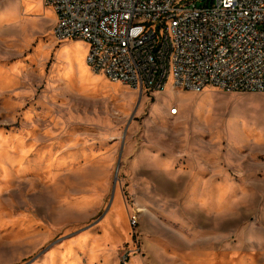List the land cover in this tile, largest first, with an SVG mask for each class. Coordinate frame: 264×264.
<instances>
[{
    "label": "rangeland",
    "instance_id": "1",
    "mask_svg": "<svg viewBox=\"0 0 264 264\" xmlns=\"http://www.w3.org/2000/svg\"><path fill=\"white\" fill-rule=\"evenodd\" d=\"M26 1L40 11L0 0V264L54 251L56 264H123L124 250L128 264H264V94L169 83L142 96L94 72L87 42L59 41L45 0ZM73 49L93 80L70 69ZM222 121L240 130H211ZM135 155L187 174L137 182Z\"/></svg>",
    "mask_w": 264,
    "mask_h": 264
},
{
    "label": "built area",
    "instance_id": "2",
    "mask_svg": "<svg viewBox=\"0 0 264 264\" xmlns=\"http://www.w3.org/2000/svg\"><path fill=\"white\" fill-rule=\"evenodd\" d=\"M59 41L88 43L87 63L140 92L207 88L264 94V0H45ZM179 111L172 110L173 115ZM139 217L130 219L136 230ZM131 251L121 262L128 264Z\"/></svg>",
    "mask_w": 264,
    "mask_h": 264
},
{
    "label": "bare ground",
    "instance_id": "3",
    "mask_svg": "<svg viewBox=\"0 0 264 264\" xmlns=\"http://www.w3.org/2000/svg\"><path fill=\"white\" fill-rule=\"evenodd\" d=\"M37 1V0H36ZM36 3V2H35ZM24 4H25V7H26V9L27 10H31V9H33V7H34V5H33V3H30V1H26V0H24ZM36 4H38V1H37V3ZM39 6H41V5H39ZM35 8V7H34ZM40 9L41 8H39V9H33V10H35L36 12H38V11H40ZM35 14V13H34ZM38 15V14H37ZM34 16V15H33ZM66 43V42H65ZM63 44V43H62ZM77 44V43H76ZM71 46V45H70ZM72 47V46H71ZM80 49V48H79ZM79 49H78V51H79ZM75 50H76V48H75ZM75 50L73 49V50H71L70 52H66L65 50H63V51H61V54L62 55H65L66 56V58H67V60H68V65H69V67H70V69H73L75 66L76 67H78V69H79V72H80V74H81V79L82 80H84V81H91V80H93L92 79V77H93V73L92 72H90V69L87 67V65H86V63H85V55L83 56V54H82V56L80 55H77V53L75 52ZM77 51V50H76ZM81 51V50H80ZM81 52H79V54H80ZM59 64V63H58ZM103 80V79H102ZM85 84H88V83H85ZM92 84V83H91ZM83 85V84H82ZM81 85V86H82ZM94 85H96V84H94ZM101 86H102V88L103 89H105V90H109L110 92H112L113 91V89L112 88H114V87H110L109 86V84H108V82L107 81H105V80H103L102 81V83L100 84ZM112 85V84H111ZM90 86V85H89ZM172 86V85H171ZM83 87V86H82ZM118 88H119V86H117ZM94 88V87H93ZM101 89V88H100ZM122 91V90H121ZM108 92V91H107ZM106 93V92H105ZM126 94V93H125ZM238 97V96H237ZM245 97V96H244ZM196 98V97H195ZM233 98H235L236 99V97L234 96ZM252 98H253V96H252ZM231 99V98H230ZM254 99V98H253ZM252 99V100H253ZM144 100V99H143ZM231 100H233V99H231ZM242 100V99H241ZM234 101V100H233ZM240 101V100H239ZM232 102V101H231ZM237 102V101H236ZM179 103H180V101H179ZM203 102L201 101V102H199V103H197V107H200L201 106V104H202ZM256 103V102H255ZM257 104V103H256ZM154 105V104H153ZM160 105V104H159ZM162 105V104H161ZM228 105V104H227ZM254 105V104H253ZM259 105V104H258ZM141 107V106H140ZM197 107H195L194 108V110H196V108ZM249 107H251V106H249ZM254 108H255V106H254ZM155 109H156V107H155ZM255 109H257V108H255ZM152 110V109H151ZM172 110L173 109H171L170 110V112H171V115L173 114L172 113ZM210 110V109H209ZM154 111V110H153ZM158 111V110H157ZM161 111V110H160ZM158 113H161V112H158ZM156 114V113H155ZM176 114H179V111L176 113ZM161 115H163V114H161ZM215 115V114H214ZM160 117V116H159ZM159 117H156V118H159ZM181 117V116H180ZM180 117H179V119H180ZM167 118V117H166ZM184 119V118H183ZM150 120H152V119H150ZM159 120V119H158ZM159 122V121H158ZM176 122V121H175ZM174 124V123H173ZM172 124V125H173ZM153 125V124H152ZM175 125V124H174ZM154 126V125H153ZM163 127V126H162ZM166 128V127H165ZM213 128L214 129H216V130H218V131H216V133H227V132H229V133H232V134H236L240 129L237 127V124L236 123H234V122H230V123H228V125H224L223 124V121L222 122H220V123H218V124H215V125H213V127H212V129L211 130H213ZM242 131V130H241ZM185 134V133H184ZM145 142V141H144ZM190 147V146H189ZM139 158V157H138ZM138 161V160H137ZM135 162V161H134ZM108 168H109V166H108ZM5 177V176H4ZM98 254H100V253H98ZM106 257V256H105ZM104 257V258H105ZM58 258H59V252H56V251H54L53 253H52V255H51V259H52V264H56V262H58ZM61 262H62V260H61Z\"/></svg>",
    "mask_w": 264,
    "mask_h": 264
},
{
    "label": "crops",
    "instance_id": "4",
    "mask_svg": "<svg viewBox=\"0 0 264 264\" xmlns=\"http://www.w3.org/2000/svg\"><path fill=\"white\" fill-rule=\"evenodd\" d=\"M144 160H145V163L143 162ZM132 161H135V162H133L129 173L131 175L134 174V176H136V175L139 176V179L136 180L137 182H143V180H146V182H147L148 180H150L152 182V183H150V185H152V184L156 185L155 178H161V179H165V181H167L169 183L174 184V183H176L177 180L181 179L185 174H187L185 172L180 173V172H176L174 170L166 169L165 167L169 166V164L168 163L164 164L162 162H159V160H158V158H156V156H154L152 158L148 156V158H147V156L142 157V156L135 155V157L132 159ZM137 171H140V172L137 173ZM192 176H193V178H192L193 183L192 184L194 185L196 174L193 172ZM146 184H149V183H146ZM62 258H63V255L60 251L58 262H56V263H59L62 260Z\"/></svg>",
    "mask_w": 264,
    "mask_h": 264
}]
</instances>
